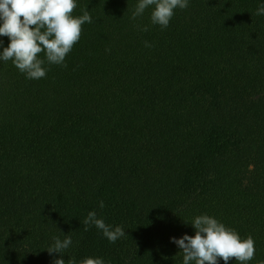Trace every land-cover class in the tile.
<instances>
[{"label": "trees", "instance_id": "1", "mask_svg": "<svg viewBox=\"0 0 264 264\" xmlns=\"http://www.w3.org/2000/svg\"><path fill=\"white\" fill-rule=\"evenodd\" d=\"M75 3L93 22L66 68L27 79L0 60V264H183L170 239L202 214L253 237V260L228 264L264 259V0H189L164 30L154 6L131 19L138 0ZM90 211L126 235L84 231Z\"/></svg>", "mask_w": 264, "mask_h": 264}, {"label": "clouds", "instance_id": "2", "mask_svg": "<svg viewBox=\"0 0 264 264\" xmlns=\"http://www.w3.org/2000/svg\"><path fill=\"white\" fill-rule=\"evenodd\" d=\"M150 6H154L151 23L164 30L169 26L174 10L188 8L189 0H138L131 19L142 16ZM76 7L75 0H0V37L9 39L8 46L0 52V60H11L27 79L44 78L48 70L44 67L46 61L66 68L65 58L79 41L81 26L93 22L86 9H82L81 16L73 17L72 12ZM255 14L264 15V4L259 5ZM136 27L139 31H148L147 26ZM2 46L3 41H0ZM144 46L154 47L147 41ZM42 52L44 59L38 58ZM98 206L103 209L104 202L99 201ZM188 224L194 228V236L183 235L180 239H170L181 250L179 253L183 257V264H218V258L224 264L233 258L236 262L253 260L255 246L251 235L242 240L234 229L227 228L207 214L195 216ZM83 225L84 231L94 226L110 243L126 235L122 226L106 224L102 217L98 218L96 211L87 213ZM52 240L53 243L47 249L50 255H63L73 243L69 234L64 235L63 240L57 236H53ZM53 264H65V261L55 259ZM67 264L106 262L98 257H85L79 261L73 257L68 259ZM256 264H264V259L258 260Z\"/></svg>", "mask_w": 264, "mask_h": 264}]
</instances>
